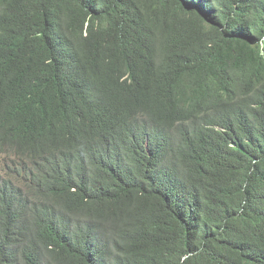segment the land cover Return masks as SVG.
<instances>
[{
  "label": "trees",
  "instance_id": "trees-1",
  "mask_svg": "<svg viewBox=\"0 0 264 264\" xmlns=\"http://www.w3.org/2000/svg\"><path fill=\"white\" fill-rule=\"evenodd\" d=\"M0 160V264H264V0H0Z\"/></svg>",
  "mask_w": 264,
  "mask_h": 264
},
{
  "label": "rangeland",
  "instance_id": "rangeland-1",
  "mask_svg": "<svg viewBox=\"0 0 264 264\" xmlns=\"http://www.w3.org/2000/svg\"><path fill=\"white\" fill-rule=\"evenodd\" d=\"M2 160V159H1ZM0 160V165L2 164L3 161Z\"/></svg>",
  "mask_w": 264,
  "mask_h": 264
}]
</instances>
